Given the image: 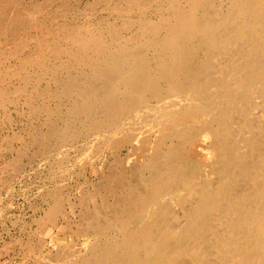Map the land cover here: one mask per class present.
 Instances as JSON below:
<instances>
[{
	"label": "bare ground",
	"instance_id": "1",
	"mask_svg": "<svg viewBox=\"0 0 264 264\" xmlns=\"http://www.w3.org/2000/svg\"><path fill=\"white\" fill-rule=\"evenodd\" d=\"M21 1L0 0V47L18 57L2 79L25 81L30 112L49 102L31 139L46 160L82 134L95 151L79 160L98 177L80 192L83 241L56 264H264V0H96L121 22L79 25L61 0L53 28ZM52 187L43 226L62 214Z\"/></svg>",
	"mask_w": 264,
	"mask_h": 264
},
{
	"label": "rangeland",
	"instance_id": "2",
	"mask_svg": "<svg viewBox=\"0 0 264 264\" xmlns=\"http://www.w3.org/2000/svg\"><path fill=\"white\" fill-rule=\"evenodd\" d=\"M56 1L55 0H42V2L41 1L39 2V0H22L20 3H21V7L25 8V10H24L25 13L23 11V8H21V7H19V12L22 10L21 15L23 18L25 15H27V18L30 17L29 19L25 18L27 20H30V19L31 20H34V19L39 20V19H42L45 17L50 18L51 15L53 17L56 16L55 19L52 17L49 19L51 22L50 26H51V28H53V26H55L57 20H59V22L62 21V18L57 16V11H56L57 5L60 4L61 0H56ZM68 1L70 4L68 7V16L65 20L70 22V23H76L77 25H79L81 23L89 24V23H95L97 21H108V20H112L113 18L115 19L116 23H120L121 22L120 16L124 17V15H117L119 18L116 16V14L111 15L109 12L110 9L102 8V10H101V7L107 6V3L100 2V4H99V2H96V0H68ZM86 2H88L87 3L88 6L85 4ZM94 2L97 3L98 5H95ZM41 4L42 5L44 4V6H40ZM91 4H93V6H95V7H93ZM25 5L26 6L29 5V7L31 6L29 8L30 10H32L33 8H36L34 13L33 12L30 13L28 11L30 13L29 14L26 10L27 7ZM74 5H75V7H74ZM89 5L92 6V8ZM55 6H56V8H54ZM42 7H45V8H42ZM98 8H100L101 11H98L99 10ZM41 9H43V10L41 11ZM53 9H55V11ZM70 9H72V10H70ZM85 9L89 12H87ZM79 12L81 13V15L83 17L79 16L80 15ZM26 13H28V14H26ZM94 14H95V16H94ZM84 15H85V17H84ZM126 16H128V15H125V17ZM104 18H106V19H104ZM3 39L4 38H1V40H3ZM30 41L32 42L33 40H30ZM9 50L10 49H5V47H3V45H2V47H0V68H1L0 69V75H1L0 76V82H1L0 83V86H1L0 89H3L5 91V93H7L6 95H3V99H4L3 101L0 98V105H1L0 106V264H40L41 261L43 264L44 263L45 264H56V261L58 263H60V259L65 257V254H66V253H62V252H57V251H60L59 250L60 246L62 247L64 245L71 244V245H69V249H66V250L68 252V251H70V249H73L69 252V254L70 253L76 254L77 253V247L80 246L82 241H83L84 236L80 234V222L78 221V212H80V209L82 210V208H84L85 206H83L82 204L79 203V199L81 198L80 192L84 191L82 189L87 188V186H88V185L84 184V181L86 178H88V179L93 178L94 180H97L98 177H94L95 175L90 173V171H91L89 168L90 165L86 162L84 164V165H86L84 168V171H81V169L83 170V166H82L81 162H79V160L82 157L87 158L88 156H93L95 154V151L93 149H90V147L88 146L89 144L87 146H85L86 148L84 150V144H82V143H85L87 141V139H86L87 136L85 134L84 135L82 134V136H80L81 139L79 137L75 138V139L69 138V140L67 139V141L64 143V145L66 147L63 145L62 154H61L62 155L61 157L64 158L63 160H61V158H57L58 155H56V152L52 149H51L52 151L50 150V152H49L48 159L46 160L45 158H43L44 156L42 155V152H41V146L37 142L35 143V141L32 139L40 134L39 133L40 130L45 128L44 125L40 126L41 125L40 121L42 123L45 120V112H44L45 110L44 109L46 107L45 103L48 101H45L44 99L42 100L40 98L37 99L38 101L37 100L35 101V105H39L40 108L36 111L30 112L28 110V104L26 103V101L27 102L28 101H34V98H30L29 93L27 94L26 92H22L20 94L21 95L20 96L19 93L16 92V89L18 87H20V85L21 86L24 85L25 81L23 82L19 77H16V76H13V79L12 78L11 79L5 78L4 80L2 79V77H5V76L9 77V75L11 74L10 71L14 67L13 64H16V62L18 61V57L14 56V54L11 55L10 53H8ZM19 50L20 49H18L17 51H19ZM19 52H17V54H19ZM22 53H25V51H23ZM6 58H8V59H6ZM52 58H51L52 61H50L51 63L48 65H51V67H55V65H56V67H57L58 64L56 62L52 63V62H54L53 61L54 57H52ZM3 73L5 76L3 75ZM33 74L36 75L35 73H33ZM45 76H48V75L46 74ZM43 82H44V80L40 81L38 84L37 81H36V83H35V81L34 82L29 81V84L27 85L28 87H26V91L30 92V90H32L30 88H33L34 86L37 87V85H38V88H36V89L41 90L43 88L44 83L47 84L48 81H45L44 83ZM11 87H13V88H11ZM6 89L8 90V92L11 90L12 91L14 90L15 92H13V93H12V91L9 92L12 94L11 95V94H8ZM11 97H12L11 100H13V104L10 102ZM16 98H18V100ZM15 100H16V102H15ZM6 101L9 102L10 104H7ZM22 105H25V106H22ZM47 106H48V104H47ZM24 108H25V110H23ZM27 111H28V113H27ZM4 114H6V115H4ZM41 115H42V117H40ZM35 117H36V119H35ZM27 119H29V120H27ZM14 121H15V123H14ZM34 123L36 125L38 124L40 126V128L41 127L42 128L39 129L38 125L35 127ZM25 128H26V130H24ZM19 129H20V131H19ZM21 129H23V130H21ZM15 130H17V132ZM28 130L30 131V133ZM36 130H37V132H36ZM35 132L38 134L35 135L36 134ZM12 133H14V134H12ZM26 133H29V135L27 136ZM5 134H7V136L9 135L10 138H12V139H10V140H8V138L6 139ZM21 135H23L24 137ZM19 136H20V138H19ZM14 137H16V138H14ZM70 140H74V141L71 142ZM7 141L8 142L10 141L11 143H8ZM25 141L28 144V145L26 144L27 146L25 145ZM30 141L32 142V145H29V143H31ZM3 142H7V143H3ZM75 142H78V143H75ZM6 144H9V145H6ZM72 144L73 145L75 144V145L72 147ZM81 144L83 145V147L81 146ZM33 146H34V148H33ZM31 148H33V149H31ZM37 149H39V150H37ZM81 150H82V152L77 154ZM34 151H36V152L34 153ZM37 151H40V152L38 153ZM125 151H126V149L123 150V152H125ZM64 152H66V156H65ZM21 153L22 154L24 153V155H26V156L22 157L23 155ZM16 154H19V155L17 156ZM20 154H21V156H20ZM33 154H35V155H33ZM67 155L68 156L70 155L71 157L70 156L68 157ZM53 156L55 159L53 158ZM67 158H69V159H67ZM48 160H50V162L51 161H53V162H51V164H50V162ZM55 161H57L58 163ZM61 161H62V163H60ZM64 161H65V163H64ZM98 163L101 164V161ZM16 164H17V166H16ZM64 164H65V166H64ZM43 166H45V167H43ZM58 166H60V167L58 168ZM53 169H54V171H53ZM55 170H57L56 171L57 173L55 172ZM52 171L55 172L56 174L53 173ZM50 172H52V173H50ZM63 173L65 176H63ZM66 173L67 174L69 173V174L67 175ZM54 175H56V176H54ZM57 176H58V178H57ZM53 178H55V180ZM49 179L50 180L52 179V180L50 181ZM93 179H91V180H93ZM46 180L48 183L46 182ZM57 180H58V182H56ZM61 180H62V182H61ZM43 182H44V184H43ZM53 184L61 186L60 187V194H61L60 196L62 197V200H63V201L61 200L62 201V204H61V209H62L61 213L62 214H59L58 219L54 223L43 226V225H41L40 221H37V219L38 218L40 219L41 214L42 215L45 214V212L48 210V208L53 203L52 199L54 200V197H53V193H52L53 192L52 186H55ZM48 185H50V186L48 187ZM44 186H46V187H44ZM43 187L45 188L46 191L44 190ZM47 192H48V194H47ZM50 195H52V196H50ZM75 220H77V222ZM38 225H39V228H38ZM40 225H41V227H40ZM42 227H43V229H42ZM40 228L42 230H44V228H45L44 232ZM39 229H40L41 233L38 231ZM72 229H73V231H72ZM38 232L40 234H38ZM77 234H79V235H77ZM52 238H54L55 240ZM78 238H79V240H77ZM63 239H64V241H63ZM39 240H40V242H39ZM50 240H54V241H50ZM62 241H63V243L65 242V244L62 245L61 244ZM58 242L60 245L58 244ZM56 244H58V245H56ZM72 244H73V246H72ZM55 246H58L57 250H56ZM70 246H72V247H70ZM50 254L52 256L54 254V256L53 257L51 256V258H50V256H48ZM38 257H39V259H38ZM40 258H41V261H40ZM43 258H44V260H43ZM48 258L54 259L55 261L53 260L52 262L48 263L49 262ZM56 258H57V260H56ZM37 260H38V262H37ZM43 261H45V262H43Z\"/></svg>",
	"mask_w": 264,
	"mask_h": 264
}]
</instances>
